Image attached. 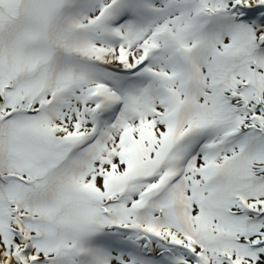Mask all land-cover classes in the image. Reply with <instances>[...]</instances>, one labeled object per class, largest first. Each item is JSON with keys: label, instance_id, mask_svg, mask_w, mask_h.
<instances>
[{"label": "snow or ice", "instance_id": "snow-or-ice-1", "mask_svg": "<svg viewBox=\"0 0 264 264\" xmlns=\"http://www.w3.org/2000/svg\"><path fill=\"white\" fill-rule=\"evenodd\" d=\"M0 264H264V0H0Z\"/></svg>", "mask_w": 264, "mask_h": 264}]
</instances>
